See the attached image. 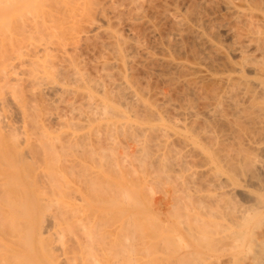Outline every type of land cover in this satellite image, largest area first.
I'll return each instance as SVG.
<instances>
[{"label":"rangeland","instance_id":"374dc122","mask_svg":"<svg viewBox=\"0 0 264 264\" xmlns=\"http://www.w3.org/2000/svg\"><path fill=\"white\" fill-rule=\"evenodd\" d=\"M175 9L181 15V21H174V18H171ZM0 12H3L0 15V36H7L8 38L11 35L10 33L8 35L9 31L12 34L14 33L10 29L15 28L13 31L17 33L24 32V36L20 37L22 45L32 43L36 37L50 42L46 55L39 62L45 64L46 61L48 66L40 70L39 66L38 69L34 66L32 67L31 63L25 61V58L15 60L14 63L17 66L14 69L15 72L12 74L13 78L11 80L15 78L18 81L10 82L0 92V96L6 98V103L4 104L6 109L0 110V120L4 118L6 113L10 114V116H14L12 120L13 122L16 121V123L14 122L15 126L20 127L16 128V134L20 135L18 136L20 143L18 138L17 140L15 139L18 149L22 152L24 151L23 154L26 153L25 155H27L29 151L27 149L30 148L25 146L24 143L26 141L34 143L36 140L35 145L30 144V146L32 145L31 149H36V147L39 149L43 143L48 145V147L43 145L44 150L46 149L47 152L44 154L48 156L47 159L45 158L47 162L44 161L43 165L42 163L35 166L31 165V168L28 169L29 171H25H28L29 175V172H31V176L36 172L35 175H40L37 177L39 179L43 175L40 172L48 173V171L55 170V174L52 175L54 181L52 180L53 183L50 182V184L40 181V178L38 181L39 185L33 180L34 178L36 180L37 175H33L32 180L29 179L30 176L28 175V180L25 179L21 185H18L19 187L17 185L12 186V184L11 188L6 186L12 202L14 201L13 204L10 202L7 206L13 205L11 207L15 208L13 217L22 211L21 209L25 207V204L26 207L31 209L34 205L32 200L35 199V206L33 207L36 208V211L41 210L40 214L42 216L38 213L40 211L37 212L38 214L35 210L33 211L34 208L30 212L33 211L32 214L36 213L35 215L33 214L36 221L37 219L40 220V218L43 220L44 215L46 216L44 220L47 218L51 220V217L52 223L53 220H56L53 223L56 226L55 230L47 219L50 222V226L54 229L52 234L55 237L50 238L54 236L50 233V231L52 232L50 229L47 235L50 234L52 236L49 235L46 239H52L50 244L54 245L58 255L61 251L59 248L58 252L57 247H63L61 249L63 254L68 253L67 255L70 259L63 255V257L59 256V258L60 260L61 258L67 259L70 264H92L93 259H96L93 264L262 263L260 260L263 261L264 259V136H262L264 135V124H262L264 120L260 122L262 125H257L262 127L256 126L257 132L258 130L260 131V128H263L260 135L259 132H254L253 135L249 134L246 122H241V125L236 124V116L233 110L236 105L233 106L232 100H236L237 97L240 98V106L248 109L247 111L249 112H252L253 108L256 109L255 106H264V0H0ZM35 19H39V21L43 19L44 22H40L39 31L33 32V37L30 38L29 33L23 27V23L25 25L31 24ZM19 25H22L20 29L22 27L24 29L21 32L16 31V29H19ZM97 27L98 30H95ZM229 31L230 33H228ZM116 38H119V41L120 39L122 40L124 45H121L124 51L130 52L129 54L123 52L124 58L123 54L122 57L119 55L122 52L115 51ZM240 43L244 46V50H248V52L243 50L245 58H242L237 52V48L242 47ZM6 45L7 47L10 46L8 43ZM236 45L238 47H234ZM123 48L121 47V49ZM250 56L253 58V63L250 61ZM242 63L246 65H243V67L241 66ZM100 65L104 67L102 68ZM74 67L78 69L75 74L72 73L75 70ZM239 68L243 70L241 71ZM44 70L46 71L45 73ZM82 72L84 76L81 75ZM243 77L247 79L248 85H246ZM91 79H95V83ZM238 80L243 81L245 86L239 87L242 84H240V81L238 84ZM236 82L237 84H235ZM49 85L54 87L50 89L48 88ZM118 85L121 86V89H118L120 88ZM135 88H137V91ZM110 89L116 90L112 91ZM249 89L251 90L249 91ZM121 92L124 93L121 95ZM219 93L224 98L220 99L222 103L219 102L220 104H217L219 100L217 101L216 99L220 98L219 95L217 97ZM117 94L125 95V97L120 96L121 98H119ZM131 94H134V97ZM233 95L235 99L234 97L232 99ZM110 97L113 105L110 103ZM203 97L206 98L203 99ZM212 98L216 101L214 102ZM101 99L103 101L109 99L110 102L107 101L108 103L106 102V104L112 106L115 111L117 109V112L113 111V113L110 112V114L104 115L102 105L105 102L102 103ZM129 99L131 106L134 108L127 104ZM139 99L144 104L137 101ZM186 99L189 101L185 102ZM134 100L140 107L144 105L148 109L144 106L141 107L143 110L140 109L139 106H136L137 103L133 102ZM132 103L136 104L133 105ZM25 104L29 106V109H27L28 106L26 107L28 111L32 108L30 110L32 112H29L32 116L27 112V119L23 117V111H21L22 108L25 110ZM214 104H217L216 107L219 105L220 108L223 106V110L221 109L222 115L210 112L211 107L213 106L214 108ZM149 109L152 114L154 113V116L151 115L154 119H151L152 117L149 119L148 115L146 116L147 113L150 116L151 112ZM87 110H90L89 113ZM100 110L102 112H99ZM147 110L148 112L144 113ZM188 111L189 113L191 111L192 114H187ZM86 112L88 115H86ZM96 112L98 113L96 114ZM133 112H137V114ZM200 112L202 115L199 114ZM195 113H197L196 119H194ZM190 115H193V119ZM190 117L193 121H190ZM201 119L204 122L208 121L210 125L206 126V123L202 122ZM127 124L129 125L126 126ZM152 125L158 130V135L155 134L156 137L153 135L156 129L153 131ZM204 126L206 127L204 128ZM193 127H195V131L192 129ZM126 128L130 129L129 133ZM140 129L142 130L140 131ZM184 129L186 130L184 131ZM159 130L164 136L159 134L161 133ZM6 134L0 131L1 143L3 139H6H2L1 135ZM211 134L214 135L211 136ZM255 134H257L256 140H254ZM39 135L43 136L42 138L44 139H40ZM69 138L72 139L71 142L74 144L68 140ZM64 140H67L68 143ZM258 140H263V143ZM21 141H24L23 145ZM61 141H63V145H61ZM254 141L256 144L253 143ZM56 143L57 145H55ZM79 143L87 146H83L85 149L80 147L79 149L77 147ZM51 146H53L54 151ZM259 146H261V149L259 148L261 151H258ZM249 149L252 150L255 158L253 154L251 155V151H247ZM100 150L102 151L100 152ZM249 152H251L250 155ZM62 154L64 155L62 156ZM237 154L239 155L237 159H240L241 156L243 159L244 155H249V157L244 159L250 160V162H253L254 167L258 168L256 170L254 168L253 172L251 170L247 171V169L244 171L242 167L240 169L236 168L237 170L235 171V166L237 167L238 165L240 167L243 163H239L240 166L235 164L241 161V159L238 161L235 158ZM62 157L64 160L61 159ZM105 158L108 159L106 160ZM254 159L258 160V162L255 161L256 164ZM108 160H110L107 164L109 166L106 165ZM53 161L54 163L56 162V165ZM70 161H73L72 163L77 161L78 163H76L77 165L74 163V170L73 167L70 168L71 164L68 163ZM59 162L60 164H65L64 162H66L69 167L67 164L65 166L59 165ZM111 162H113L114 166ZM45 163L47 167H51L47 169ZM169 164L174 166V168ZM58 165L63 168H58ZM56 166L58 170H61V172L59 171L60 173ZM65 167L70 169L65 170ZM35 169L38 170L35 171ZM63 172H66L65 175ZM69 173L70 176H68ZM92 173H94L95 177L91 175ZM168 175L169 178L167 180ZM86 181L87 183H85ZM43 182L46 184L45 187ZM55 186L57 187L55 188ZM99 186L100 188H97ZM124 188L127 189L125 190ZM192 189L193 193L191 194ZM11 190L12 193L10 192ZM22 190L25 191L23 192ZM13 191L16 192L14 193ZM72 191L74 192L72 193ZM133 194L136 200L132 198ZM109 195L113 197V200H110L112 202L109 201L111 198ZM189 195H191L190 199L194 204H190ZM121 199L122 202L120 201ZM133 199L135 202H133ZM184 199H187V202ZM160 200L164 204L160 205L157 210ZM18 201L24 203H21V209L17 207L20 204ZM113 201H115V204ZM109 203L112 206H109ZM186 203H188V206H186ZM132 204L134 206H131ZM185 206L190 210L187 211ZM6 210L7 216L8 213L13 214L12 209L10 211L6 208ZM171 212H173V215ZM178 213L180 215L177 216ZM32 214L30 213L29 215L32 217ZM149 214L151 216L157 215L155 223H153L154 219ZM30 216L29 219L33 223L34 219L32 220ZM195 216H197L198 223H195ZM182 217L185 219H182ZM29 219L28 222H30ZM177 219L179 220L177 221ZM180 219L187 224L189 223L190 226L194 224V228L198 229L197 231L194 229L195 235L197 232L195 236L197 239L190 246L192 249L186 246H184L186 247L184 249L180 244L177 245L178 240L174 238L176 237V232L180 231L182 234L185 232L181 231V225L186 223L180 225L178 223L181 222ZM133 221L135 223H132ZM80 225H85V229L83 230ZM127 225L130 226L127 227ZM61 230L64 232L63 235H61ZM202 230L203 232L206 230L205 233L207 235L205 237L199 232H202ZM154 231L156 233H153ZM54 232L58 233L57 237ZM88 232L90 234L92 232V235H97L94 241L89 238ZM157 236L160 240L162 239L161 242L155 241ZM72 237L74 239H71ZM184 237L189 243L191 242L190 236L185 234ZM75 238L76 241L81 238L79 240L81 242L78 244ZM71 240H73L72 243ZM163 240L166 241H164L167 243L166 246ZM77 245L80 247L78 248ZM122 245H125V248ZM126 248L128 250H124ZM65 250L66 252L64 253ZM262 252L263 254H261ZM40 254L42 255V253ZM121 254L126 256H123V258ZM243 254L244 256H242ZM88 258L92 260L88 261L90 260ZM110 260L112 261L111 263ZM61 262H64V260ZM61 264H67L66 260L65 263Z\"/></svg>","mask_w":264,"mask_h":264},{"label":"bare ground","instance_id":"6f19581e","mask_svg":"<svg viewBox=\"0 0 264 264\" xmlns=\"http://www.w3.org/2000/svg\"><path fill=\"white\" fill-rule=\"evenodd\" d=\"M229 1V0H228ZM248 1V0H247ZM225 3H226V1H225ZM233 6V5H232ZM192 9V8H191ZM202 9V8H201ZM178 10V9H177ZM234 10H235V8H234ZM237 11V10H236ZM3 13V12H2ZM1 12H0V15L2 14ZM181 13V12H180ZM240 13V12H239ZM168 14H171V13H168ZM235 15V14H234ZM180 14L176 11V9H175V11H173L172 12V19L175 21V20H178V21H181L182 19H180ZM241 17V16H240ZM234 18V17H233ZM242 18V17H241ZM244 18V17H243ZM235 19V18H234ZM239 19V18H238ZM184 21V20H183ZM242 21V20H241ZM43 23L44 22V20L42 19V20H40L39 21V19H35L31 24H27V25H25V23H23V27L26 29V31L29 33V36H30V38H32L33 37V32H38L39 31V29H40V25H41V23ZM180 23H182V22H180ZM179 23V24H180ZM25 25V26H24ZM178 25V24H177ZM177 25H175V26H177ZM22 25H19L18 26V28L19 29H16V31H19V32H21V30H24L23 29V27L20 29V27H21ZM183 26V25H182ZM99 27V26H98ZM98 27H97V29H95V30H98ZM16 28H17V26H16ZM95 28V27H94ZM15 28H13V29H10L12 32H14L13 34L9 31L8 32V35H9V33L11 34L10 36H8V38H7V36H0V37H2V38H0V92H1V90H4L3 88L5 87L6 88V86H8L9 85V83L11 82L12 83V81H14L15 80V78H14V80H11L12 78H13V76H12V74L15 72V67L17 66L15 63H14V61L15 60H21L22 58L24 59L25 58V61H28L29 63H31L30 65H32V67L34 66V67H36V69H38V66H39V68H40V70H42V68H45V67H47L48 66V64H47V62L45 61V64H43V63H39L40 61H41V58L44 56V55H46V52L48 51V49H49V47H50V42L49 41H47V40H45V39H43V38H35V41H33L32 43H28V44H26V45H22L21 44V41L22 40H20V37H23L24 36V32L22 31V33H17V32H15V31H13ZM177 29V28H176ZM177 31V30H176ZM180 33V32H179ZM178 33V34H179ZM226 33V32H225ZM228 33H230V31L228 32ZM228 33H227V35H228ZM239 33H240V31H239ZM252 34V33H251ZM257 34V33H256ZM136 35V34H135ZM230 36H233V35H231V34H229ZM239 35V34H238ZM253 36V35H252ZM256 36H258V35H256ZM123 37V36H122ZM121 37V38H122ZM259 38V37H258ZM123 39V38H122ZM234 39V38H233ZM261 39V38H260ZM42 40V41H41ZM116 40V46L115 45H113V46H115V51H117L118 50V52L119 53H121V54H119L118 52V54L122 57V54L124 55V53H128V52H125L124 51V48H123V46L121 45V44H123L122 43V40L120 39V41H119V38H116L115 39ZM169 41V40H168ZM247 41V40H246ZM262 41V40H261ZM231 42H232V40H231ZM236 42V41H235ZM6 43H8L10 46L9 47H7V45H6ZM113 43V42H112ZM246 43V42H245ZM245 43H244V45H245ZM238 44V43H237ZM124 45V44H123ZM127 45V44H126ZM232 45H234V44H232ZM240 45L242 46V44L240 43ZM239 45V46H240ZM121 47L123 48V49H121ZM234 47H238V45H236V46H234ZM114 48V47H113ZM244 48V46H242V47H238L237 48V52L239 53V55H241V57L242 58H245V53H244V51L246 52H248V50L246 49V50H244L243 49ZM128 49V48H127ZM236 49V48H235ZM123 50V51H122ZM244 50V51H243ZM124 52V53H123ZM235 52V51H234ZM130 53V52H129ZM128 53V54H129ZM128 54H126L127 56H128ZM246 54H248V53H246ZM249 54H251L250 52H249ZM248 54V55H249ZM125 57V55L123 56V58ZM133 58V57H132ZM248 58H249V56H248ZM250 58H251V60L250 61H252V63H253V58L250 56ZM118 59H120V58H118ZM126 59V58H125ZM258 60V59H257ZM242 61H244L243 59H242ZM249 61V62H250ZM65 63V62H64ZM101 63L103 64V62L101 61ZM124 63V62H123ZM244 63V62H243ZM241 64V66H243L244 64ZM246 63V62H245ZM129 65V64H128ZM246 65V64H245ZM244 65V66H245ZM101 66V65H100ZM240 66V67H241ZM243 66V67H244ZM102 67V66H101ZM104 67V66H103ZM102 67V68H103ZM75 68V70H73L72 71V73H77L78 71V69L76 68V67H74ZM73 68V69H74ZM81 68V67H80ZM106 68V67H105ZM62 69V68H61ZM67 69V68H66ZM70 69V68H69ZM240 69V68H239ZM239 69H238V71H239ZM72 70V69H71ZM82 70V69H81ZM102 70V69H101ZM241 70V69H240ZM243 70V69H242ZM241 70V71H242ZM254 70V69H253ZM63 71H64V69H63ZM84 71V70H83ZM46 71L44 70V73H45ZM106 72H107V70H106ZM65 73H66V70H65ZM68 73V72H67ZM70 73V72H69ZM101 73H103V72H101ZM82 76H84V74H83V72H82V74H81ZM68 76V75H67ZM66 76V77H67ZM20 78V77H19ZM83 78V77H82ZM86 78V77H85ZM239 78H241V77H239ZM21 79V78H20ZM76 79V78H75ZM11 80V81H10ZM92 81H93V83H95V79L93 80V79H91ZM233 80V79H232ZM243 80H247V79H245L244 77H243ZM15 81H18V79L17 80H15ZM100 81H101V79H100ZM188 81V80H187ZM186 81V82H187ZM219 81V80H218ZM239 81L240 80H238V84H239ZM113 82H114V80H113ZM233 82V81H232ZM243 81H240V84H242V85H240L239 87H244L245 85H244V82L242 83ZM52 83V82H51ZM84 83V82H83ZM99 83V82H98ZM102 83V82H101ZM192 83V82H191ZM261 83V82H260ZM46 84V83H45ZM48 84V83H47ZM50 84V83H49ZM52 84H54V83H52ZM97 84V83H96ZM195 84V83H194ZM235 84H237V82L235 83ZM15 85V84H14ZM94 85V84H93ZM98 85V84H97ZM96 85V86H97ZM103 85V84H102ZM191 85V84H190ZM246 85H248L247 84V81H246ZM11 86V85H10ZM99 86V85H98ZM97 86V87H98ZM104 86V85H103ZM106 86V85H105ZM132 86H133V84H132ZM131 86V87H132ZM187 86V85H186ZM189 86V85H188ZM234 86V85H233ZM238 86V85H237ZM54 87V86H53ZM53 87H50V85H49V87L48 88H53ZM68 87V86H67ZM89 87V86H88ZM106 87H108V86H106ZM105 87V88H106ZM111 87V86H110ZM118 87H120V88H118V89H121V86H119L118 85ZM127 87H129V86H127ZM126 87V88H127ZM229 87V86H228ZM227 87V88H228ZM263 87V86H262ZM103 88V87H102ZM130 88V87H129ZM222 88V87H221ZM71 89V88H70ZM95 89V88H94ZM99 89V88H98ZM122 89H124V88H122ZM137 88H135V90H136ZM260 89V88H259ZM264 89V88H263ZM102 90V89H101ZM110 90H112V89H110ZM109 90V91H110ZM113 90H116V89H113ZM112 90V91H113ZM131 90V89H130ZM186 90V89H185ZM196 90V89H195ZM246 90H248V89H246ZM251 89H249V91H250ZM132 91V90H131ZM131 91H130V93H131ZM134 91V90H133ZM137 91V90H136ZM135 91V92H136ZM139 91V90H138ZM260 91V90H259ZM258 91V92H259ZM101 92V91H100ZM216 92V91H215ZM214 92V93H215ZM226 92V91H225ZM110 93H112V92H110ZM116 93V92H115ZM124 92H121V95L123 94ZM128 93V92H127ZM127 93H126V95H127ZM134 93V92H133ZM185 93V92H184ZM193 93V92H192ZM198 93V92H197ZM218 93V92H217ZM220 93H222V92H220ZM220 93L219 94H217V97H218V95H219V99H216L218 102H217V104H220L219 102H221L222 103V101H220V99L221 98H224V96H220ZM224 93V92H223ZM222 93V94H223ZM257 93V92H256ZM3 94V93H2ZM93 94V93H92ZM120 94V93H119ZM119 94H117V96L119 95ZM129 94V93H128ZM209 94H210V92H209ZM245 94V93H244ZM264 94V93H263ZM0 95H1V93H0ZM6 95V94H5ZM106 95V94H105ZM121 95H119V98H121V97H125V95H123V96H121ZM132 95V94H131ZM138 95H139V93H138ZM186 95V94H185ZM196 95V94H195ZM225 95V94H224ZM252 95V94H251ZM259 95V94H258ZM121 96V97H120ZM127 96H129V95H127ZM133 97H134V94L132 95ZM131 96V97H132ZM197 96V95H196ZM203 96V95H202ZM214 96V95H213ZM212 96V97H213ZM216 96V95H215ZM230 96V95H229ZM260 96V95H259ZM32 98H33V96H31ZM105 97H107V96H105ZM140 97V96H139ZM216 97V98H217ZM233 97H234V95L232 96V99H233ZM104 98V97H103ZM204 98H206V97H203V99ZM229 98V97H228ZM259 98H261V97H259ZM92 99V98H91ZM100 99V98H99ZM107 99V98H106ZM116 99V98H115ZM125 99V98H124ZM142 99V98H141ZM211 99V98H210ZM213 100H214V98H212ZM234 99H235V97H234ZM238 99V100H237ZM237 99L236 100H232V102L234 103V105L233 106H235L236 105V107H235V109H233L234 110V115L236 116V124L237 125H241L240 123L241 122H246L247 124H248V130H249V134H252L253 135V133L254 132H257V127H262V126H257L258 124L260 125L261 123L260 122H262V120H264V106H255L256 107V109L255 108H253V110H252V112H249V111H247L248 109H246V108H243V106H240L241 104H240V98H238L237 97ZM240 99V100H239ZM26 100V99H25ZM102 100V99H101ZM146 100V99H145ZM162 100H163V98H162ZM216 100H214V102L216 101ZM222 100V99H221ZM228 100V99H227ZM248 100V99H247ZM8 101V100H7ZM103 101V100H102ZM107 101H109V99L108 100H106V101H103L102 103H104L103 105H102V111H103V114L104 115H107L108 113L110 114V112H112L113 113V111H115L114 109H112L113 107L112 106H109V105H107L106 104V102ZM111 101V102H110ZM110 103L113 105V103H112V99H111V97H110ZM137 101H140V99L139 100H137ZM187 101H189L188 99H186L185 100V102H187ZM192 101V100H191ZM208 101V100H207ZM224 101V100H223ZM229 101H230V99H229ZM228 101V102H229ZM31 102V101H30ZM126 102V101H125ZM124 102V103H125ZM130 102V99H129V101H128V105L130 106V107H133V106H131V102ZM133 102H136L135 100L133 101ZM141 103L143 102L142 100L140 101ZM139 102V103H140ZM194 102V101H193ZM211 102V101H210ZM6 103V98L5 97H1L0 96V110L1 111H3L4 109H6V108H4V104ZM21 103V102H20ZM108 103V102H107ZM118 103V102H117ZM137 103V102H136ZM135 103V104H136ZM140 103V104H141ZM166 103H168V102H166ZM190 103H192V102H190ZM189 103V104H190ZM208 103V102H207ZM15 104V103H14ZM19 104V103H18ZM27 104V103H26ZM26 104H25V110H23V108H22V110L21 111H23L22 112V115H23V117L25 118L26 117V119H27V115H28V113L29 112H32V111H30V110H32V108H30V110L28 111L27 109H29V106L27 107L26 106ZM133 105H135L134 103H132ZM142 104H144V102L142 103ZM141 104V105H142ZM184 104V103H183ZM210 104V103H209ZM216 104V105H217ZM230 104V103H229ZM244 104V103H243ZM253 104V103H252ZM22 105V104H21ZM188 105V104H187ZM193 105H194V103H193ZM215 105V104H214ZM216 105L214 106V108H213V106L211 107V110H210V112H212V113H220L221 115H222V111H221V109L223 110V106H221V108H220V106L218 105L217 107H216ZM258 105V104H257ZM8 106V105H7ZM14 106V105H13ZM23 107H24V105H22ZM21 106V107H22ZM89 106H90V104H89ZM91 106H93V105H91ZM136 106H139V104L137 103V105ZM142 106H144V105H142ZM141 106V107H142ZM195 106V105H194ZM245 106V105H244ZM26 107H27V109H26ZM125 107V106H124ZM140 107V106H139ZM138 107V108H139ZM140 107V109H142ZM145 108L147 107V106H144ZM170 107V106H169ZM184 107H185V105H184ZM184 107H183V109H184ZM188 107H189V105H188ZM196 107V106H195ZM206 107V106H205ZM228 107H229V105H228ZM4 108V109H3ZM93 108V107H92ZM96 108V107H95ZM116 108V107H115ZM134 108V107H133ZM132 108V109H133ZM162 108V107H161ZM164 108V107H163ZM187 108V107H186ZM203 108V107H202ZM201 108V109H202ZM225 108V107H224ZM234 108V107H233ZM248 108V107H247ZM249 108H251V107H249ZM9 109V108H8ZM21 109V108H20ZM88 109H90V108H88ZM147 109H148V107H147ZM151 109V108H150ZM150 109H149V111H150ZM192 109V108H191ZM227 109V108H226ZM94 110V109H93ZM139 110V109H138ZM143 110V109H142ZM185 110V109H184ZM187 110H188V108H187ZM186 110V111H187ZM189 110H190V108H189ZM230 110V109H229ZM88 111V110H87ZM90 111V110H89ZM89 111H88V113H89ZM91 111H92V109H91ZM101 110L99 111V112H102ZM134 111H136V110H134ZM145 111V110H144ZM247 111V112H246ZM28 112V113H27ZM115 112H117V109H116V111ZM129 112V111H128ZM142 112V111H141ZM140 112V113H141ZM148 112V110L146 111V112H144V113H147ZM151 113H150V116H149V113H147L146 114V116L150 119V117H152L151 119H154L153 118V114H152V111H150ZM155 112V111H154ZM194 112V111H193ZM196 112V111H195ZM198 112V111H197ZM83 113H84V111H83ZM87 113V112H86ZM88 113L86 114V115H88ZM91 113V112H90ZM98 112H96V114H97ZM120 113H121V111H120ZM133 113H135V112H133ZM189 113V111L187 112V114ZM203 113V112H202ZM30 115H31V113H29ZM100 114H102V113H100ZM102 114V115H103ZM116 114V113H115ZM119 114V113H118ZM117 114V115H118ZM122 114V113H121ZM126 114V113H125ZM135 114H137V112L135 113ZM134 114V115H135ZM189 114H192V112L190 111V113ZM197 113H195V117H194V119H196V117H197V115H196ZM199 114H201V112L199 113ZM206 114V113H205ZM18 115V114H17ZM89 115H91V114H89ZM116 115V116H117ZM133 115V116H134ZM151 115H153V116H151ZM202 115V114H201ZM206 115H208V114H206ZM19 116V115H18ZM32 116V115H31ZM34 116V115H33ZM111 116V115H110ZM120 116V115H119ZM124 116V115H123ZM138 116V115H137ZM158 116V115H157ZM190 116H192V119H193V115H190ZM200 116V115H199ZM209 116V115H208ZM208 116H207V118H208ZM1 117V116H0ZM3 117V116H2ZM14 116H10V114H5L4 115V118H2L1 120H0V131H2L4 134L5 133H7L6 135H7V137H5L6 135H1L2 137V139L3 138H6L4 141L2 140V143L0 142V145H1V148H0V264H61V263H65V260H66V263L67 264H70V263H68L69 261L67 260V259H65V258H61V260H60V258H59V256H61V257H63V256H66V258H68V253L66 254L65 252H66V250L64 251V253L66 254H63V251L61 250L62 248L60 247V246H58L57 247V251L59 252V248H60V251L62 252V254H61V252H60V254L58 255V253H56V250H55V247H54V245H51L50 243H52V239H50V238H54L55 237V235L54 234H52L53 233V230L56 228V226H54L53 225V223H54V221H56V220H53V223H52V217H51V220L50 219H48L50 222H51V224H52V226H54V229H53V227L52 226H50V222H48V220L46 219V220H44L45 219V215L43 216L44 217V219L43 220H41V218H40V220H38L37 219V221L34 219V215L38 212V211H40V212H38L39 214L41 213V210H38V211H36L35 209L36 208H34L33 206H35V203H34V200H32L33 202V206L31 207V205H30V207H31V209H29L28 207H26V204H25V207H23L22 209H21V203H22V201L20 202V201H18V203L20 202V204H19V206L17 205V207L19 208V209H21L22 211V213L20 212V210H19V212L21 213H18L17 215H15L14 217H13V215L15 214L14 212H13V210L15 209L14 207H11V206H13V205H10L9 207H10V209H9V207H7L8 206V204L10 203V202H12V200H11V198H10V196H9V193L7 192V190L6 189H8L7 187L9 186L10 188H11V184H12V186L13 185H17V187H19L18 185H21L22 183H23V181L25 180V179H27V178H29V176H30V178L29 179H31L32 180V177H33V175H35V173H33V175L31 176V172H29L30 173V175L28 174V169L29 168H31V165L32 166H35V165H39L40 163H42V165H43V163H44V161H46L47 162V160H45V158L47 159V157L48 156H46L45 154L47 153L46 152V149L44 150V148H43V145H45L44 143H43V145H41L42 147H40L41 148V150H40V148L38 149V147H36V149H31L32 148V145L30 146V144H34V143H36L35 141H34V143H28L29 141H26L27 142V144H29V146H27V144H26V142L24 143V141H21V144L23 145V143L25 144V146L26 147H28V148H30V149H27L26 147V149H27V155H25V154H23L24 153V151L22 152L21 150H19L18 149V147H17V138L19 139V137L18 136H20V135H17L16 134V128H20V127H16L15 125V123H16V121H14L13 122V120L12 119H14L13 118ZM91 117V116H90ZM93 117V116H92ZM108 117V116H107ZM107 117H104V118H107ZM134 117H136V116H134ZM145 117V116H144ZM186 117V116H185ZM202 117V116H201ZM200 117V118H201ZM219 117V116H218ZM16 118V117H15ZM21 118V120H22V116L20 117ZM23 118V119H24ZM95 118V117H94ZM120 118V117H119ZM137 118V117H136ZM146 118V117H145ZM163 118V117H162ZM174 118V117H173ZM187 118V117H186ZM189 118V117H188ZM205 118V117H204ZM212 118H213V116H212ZM18 119V118H17ZM31 119H34V118H31ZM36 119V118H35ZM34 119V120H35ZM108 119H109V117H108ZM142 119V118H141ZM185 119V118H184ZM191 119V117H190V121L192 120ZM210 119V118H209ZM216 119H218V118H216ZM33 120V121H34ZM188 120V119H187ZM197 120H199V119H197ZM197 120H195V121H197ZM215 120V119H214ZM219 120V119H218ZM217 120V121H218ZM2 121V122H1ZM193 121V120H192ZM201 121H202V119H201ZM205 121H207V120H205ZM222 121V120H221ZM221 121H219V122H221ZM233 121H235V120H233ZM25 122V121H24ZM23 122V123H24ZM36 122V121H35ZM142 122V121H141ZM173 122V121H172ZM185 122H187V121H185ZM198 122V121H197ZM202 122H204V121H202ZM211 122V121H210ZM126 123H128V122H126ZM204 123H206V126L208 125H210L209 124V122L207 121V122H204ZM212 123V122H211ZM215 123V122H214ZM222 123V122H221ZM20 124V123H19ZM183 124V123H182ZM262 124H264V123H262ZM261 124V125H262ZM129 124H127L126 126H128ZM130 125H131V123H130ZM136 125V124H135ZM192 125H193V123H192ZM203 125V124H202ZM225 125V124H224ZM234 125V124H233ZM33 126V125H32ZM36 126V125H35ZM195 126V125H194ZM198 126H200V125H198ZM197 126V127H198ZM206 126H204V128L206 127ZM221 126H222V124H221ZM257 126V127H256ZM23 127V126H22ZM136 127H139V126H136ZM152 127H153V131H155V129H156V132H148L149 134L150 133H152L154 136H155V134H157L158 132V130H157V128L155 127L154 128V126L152 125ZM175 127V126H174ZM178 127V126H177ZM186 127H188V126H186ZM190 127V126H189ZM196 127V128H197ZM201 127V126H200ZM263 127H264V125H263ZM25 128V127H24ZM32 128V127H31ZM116 128H118V127H116ZM120 128V127H119ZM129 128H131V127H129ZM142 128V127H141ZM27 129H29V128H27ZM33 129V128H32ZM125 129V128H124ZM127 129V128H126ZM133 130L135 129V128H132ZM131 129V130H132ZM144 129L146 130V128L144 127ZM161 129H162V127H161ZM192 129H194V131H195V127H193ZM212 129V128H211ZM259 129V128H258ZM263 130V128H260V131L258 130V132H259V135L261 134L260 132ZM18 130V129H17ZM24 131H25V129H23ZM123 130V129H122ZM128 130V129H127ZM130 130V129H129ZM129 130H128V133H129ZM133 130L131 131L132 133H133ZM136 130V129H135ZM142 129H140V131H141ZM148 130V129H147ZM186 129H184V131H185ZM198 130H199V128H198ZM197 130V131H198ZM220 130H221V128H220ZM229 130V129H228ZM238 130V129H237ZM256 130V131H255ZM30 131V130H29ZM116 131V130H115ZM119 131V130H118ZM139 131V130H138ZM138 131H136V132H138ZM148 131H151V130H148ZM160 132H161V130H159ZM169 131V130H168ZM190 131H191V128H190ZM200 131V130H199ZM209 131V130H208ZM213 131V130H212ZM217 131V130H216ZM264 131V130H263ZM117 132V131H116ZM121 132V131H120ZM147 132V131H146ZM257 132V133H258ZM18 133V132H17ZM24 133V132H23ZM26 133H28V132H26ZM31 133V132H30ZM36 133V132H35ZM123 133V132H122ZM139 133V132H138ZM143 133V132H142ZM142 133H141V135H142ZM188 133H189V131H188ZM192 133V132H191ZM195 133V132H194ZM236 133V132H235ZM242 133H243V131H242ZM136 135H137V133H135ZM160 135L162 134V136H164L163 135V133L161 132V133H159ZM203 134V133H202ZM201 134V135H202ZM215 134V133H214ZM214 134H211V136L212 135H214ZM239 134V133H238ZM29 135V134H28ZM27 135V136H28ZM36 135H38V134H36ZM130 135H131V133H130ZM133 135V134H132ZM158 135V134H157ZM159 135V136H160ZM167 135V134H166ZM251 135V136H252ZM256 135L257 134H255V136H254V138L256 137ZM17 136V137H16ZM22 136V135H21ZM71 136V135H70ZM79 136V135H78ZM82 136V135H81ZM134 136V135H133ZM169 136V135H168ZM210 136V135H209ZM235 136H237L236 134H235ZM262 136H264V135H262ZM24 137V136H23ZM33 137H35V136H33ZM39 137H40V139H44V138H42L40 135H39ZM38 137V138H39ZM135 137V136H134ZM156 137V136H155ZM154 137V138H155ZM166 137V136H165ZM182 137V136H181ZM249 137V136H248ZM8 138V139H7ZM59 138V137H58ZM62 138V137H61ZM64 138V137H63ZM162 138V137H161ZM168 138V137H167ZM179 138V137H178ZM207 138V137H206ZM236 138V137H235ZM252 138V137H251ZM250 138V139H251ZM253 138V139H254ZM257 138H259V137H257ZM16 139V140H15ZM23 139V138H22ZM60 139V138H59ZM72 139H73V137H72ZM72 139L71 138H69L68 140H70V142L72 141ZM166 139V138H165ZM187 139V138H186ZM216 139V138H215ZM261 139H263V138H261ZM9 140H11V141H9ZM24 140H25V137H24ZM26 140H29V139H26ZM37 140H39V139H37ZM74 140V139H73ZM75 140H76V138H75ZM78 140H79V138H78ZM80 140H81V137H80ZM160 140H162V139H160ZM188 140V139H187ZM219 140H220V138H219ZM254 140H256V138L254 139ZM264 140V139H263ZM263 140H258V141H263ZM5 141H7V142H5ZM9 141V142H8ZM19 141V143H20V139L18 140ZM44 141V140H43ZM58 141H60V140H58ZM64 141H66L67 143H68V141L67 140H64ZM86 141V140H85ZM31 142V141H30ZM33 142V141H32ZM41 142V141H40ZM51 142H53V141H51ZM69 142V143H70ZM169 142V141H168ZM189 142H191V141H189ZM264 142V141H263ZM262 142V143H263ZM38 143V142H37ZM63 143V141H61V145H63L62 144ZM71 143H73V142H71ZM77 143V142H76ZM84 143V142H83ZM240 143V142H239ZM253 143H255V141L253 142ZM39 144V143H38ZM37 144V145H38ZM53 144V143H52ZM74 144V143H73ZM80 144H81V146H80ZM156 144V143H155ZM177 144V143H176ZM256 144V143H255ZM264 144V143H263ZM18 145H20V144H18ZM22 145H20V146H22ZM35 145V144H34ZM36 145V146H37ZM40 145V144H39ZM38 145V146H39ZM55 145H57V143L55 144ZM168 145V144H167ZM45 146H47L48 147V145L46 144ZM54 146V145H53ZM53 146H51V148H53ZM85 146H87V145H83L82 143H79L78 144V148L80 147V148H84ZM98 146V145H97ZM149 146V145H148ZM148 146H147V148H148ZM158 146V145H157ZM177 146H179V145H177ZM182 146V145H181ZM200 146V145H199ZM263 146V145H262ZM59 147V146H58ZM150 147V146H149ZM162 147V146H161ZM169 147H170V145H169ZM171 147H172V145H171ZM180 147V146H179ZM179 147H177V148H179ZM183 147V146H182ZM186 147V146H185ZM261 146H259L258 147V151H261V150H259V148H260ZM22 148V147H21ZM46 148V147H45ZM79 148V149H80ZM92 148V147H91ZM151 148V147H150ZM155 148V147H154ZM175 148V147H174ZM173 148V149H174ZM57 149V148H56ZM59 149H61L60 147H59ZM85 149V148H84ZM170 149V148H169ZM184 149V148H183ZM261 149V148H260ZM62 150V149H61ZM63 150H64V148H63ZM66 150V149H65ZM106 150V149H105ZM172 150V149H171ZM170 150V151H171ZM178 150V149H177ZM218 150V149H217ZM45 151V152H44ZM50 151H51V149H50ZM53 151H54V148H53ZM59 151V150H58ZM68 151H70L69 149H68ZM102 150H100V152H101ZM104 151V150H103ZM107 151V150H106ZM162 151V150H161ZM160 151V152H161ZM176 151V150H175ZM180 151V150H179ZM245 151V150H244ZM247 151H251L252 152V150H247ZM80 152H81V150H80ZM108 152V151H107ZM158 152V151H157ZM251 152H249V155H250V153ZM45 153V154H44ZM60 153V152H59ZM65 153H66V151H65ZM68 153V152H67ZM77 154H79L78 152H76ZM82 153V152H81ZM109 153H110V151H109ZM167 153V152H166ZM69 154H70V152H69ZM234 154V153H233ZM240 154V153H239ZM253 154V156H254V153L252 152L251 153V155ZM49 155H50V153H49ZM53 155V154H52ZM55 155V154H54ZM64 154H62V156H63ZM104 155V154H103ZM154 155V154H153ZM192 155V154H191ZM236 155V154H235ZM234 155V156H235ZM242 155H244V154H242ZM249 155L248 156H243V159H242V156L240 157V159H241V161L240 162H237V163H235L236 165L237 164H239V163H242L241 164V166H240V164H239V166L240 167H238V165H237V167L235 166V171L237 170L236 168H238V169H240L241 167L242 168H244V171H245V169H247V171L248 170H251L252 172H253V170H254V164H253V162H250V160H245L246 158L245 157H249ZM256 155V154H255ZM61 156V155H60ZM80 156V155H79ZM108 156V155H107ZM150 156V155H149ZM189 156V155H188ZM239 155L237 154V156L235 157L236 159H237V157H238ZM74 157V156H73ZM72 157V158H73ZM105 157V156H104ZM169 157V156H168ZM251 158H253L252 156H250ZM257 157V156H256ZM67 158V157H66ZM70 158V157H69ZM75 158V157H74ZM77 158V157H76ZM81 158H83V157H81ZM178 158V157H177ZM180 158V157H179ZM245 158V159H244ZM254 158H255V156H254ZM55 159V158H54ZM59 159V158H58ZM61 159H63V157L61 158ZM104 159V158H103ZM106 159V158H105ZM108 159V158H107ZM106 159V160H107ZM152 159V158H151ZM224 159V158H223ZM226 159V158H225ZM235 159V161H239L240 159H237L236 160ZM257 159V158H256ZM48 160H50L49 158H48ZM51 160H53L52 158H51ZM64 160V159H63ZM68 160V159H67ZM84 160V159H83ZM165 160V159H164ZM170 160V159H169ZM177 160V159H176ZM179 160V159H178ZM252 161H253V159H251ZM61 161V160H60ZM78 161V160H77ZM77 161L75 162L74 161V163L76 164L77 163ZM109 161L110 160H108V161H106V165L109 163ZM113 161V160H112ZM167 161V160H166ZM173 161H175L174 159H173ZM231 161H233L232 159H231ZM256 160L254 159V162H255ZM67 162V161H66ZM66 162H64L65 164H67L68 165V163H70L71 165H70V168L71 167H73L75 164L74 163H72L71 161L70 162H68V163H66ZM79 162V161H78ZM83 162V161H82ZM114 162V161H113ZM113 162H111L112 163V165H113ZM226 162V161H225ZM256 162H258V160L256 161ZM256 162H255V164H256ZM53 163H54V161H53ZM56 163V162H55ZM54 163V164H55ZM80 163V162H79ZM168 163V162H167ZM172 163V162H171ZM228 163V162H227ZM65 164H63V163H61L60 164V162H59V165H63V166H65ZM78 164V163H77ZM76 164V165H77ZM176 164V163H175ZM174 164V165H175ZM180 164V163H179ZM231 164V163H230ZM253 164V165H252ZM21 165H22V167H21ZM45 165H46V163H45ZM52 165V164H51ZM56 165V164H55ZM58 165V168H60V167H62V166H59ZM170 166H172L171 164H169ZM181 165V164H180ZM234 165V164H233ZM28 166H30V167H28ZM107 166H109V165H107ZM114 166V165H113ZM163 166H165V165H163ZM188 166H190V165H188ZM244 166V167H243ZM259 166H260V164H259ZM37 167V166H36ZM48 167H51V166H48ZM48 167H47V165H46V168L48 169ZM68 167H69V165H68ZM68 167H65L64 169L66 170V169H70V168H68ZM75 167V166H74ZM74 167H73V170H74ZM77 167V166H76ZM79 167H80V165H79ZM83 167V166H82ZM173 168H174V166H172ZM205 167V166H204ZM251 167V168H250ZM24 168H27V169H24ZM34 168V167H33ZM40 168H42V167H40ZM53 168H54V166H53ZM56 168H57V166H56ZM58 168H57V170H58ZM63 168V167H62ZM98 168V167H97ZM113 168V167H112ZM164 168V167H163ZM203 168V167H202ZM258 168V167H257ZM257 168H255V170L257 169ZM39 169V168H38ZM38 169H35V171L36 170H38ZM51 169V168H50ZM80 169V168H79ZM85 169V168H84ZM109 169V168H108ZM172 169V168H171ZM233 169V168H232ZM263 169V168H262ZM25 170H28V171H25ZM40 170V169H39ZM45 170V169H44ZM81 170H82V168H81ZM113 170H114V168H113ZM164 170V169H163ZM170 170V169H169ZM178 170H180V169H178ZM41 171V170H40ZM45 171H47V170H45ZM61 172V170H58V172ZM91 171V170H90ZM109 171V170H108ZM167 171V170H166ZM185 171V170H184ZM238 171H240V170H238ZM246 171V172H247ZM251 171H249V172H251ZM44 172V171H43ZM50 172V173H49ZM51 172H52V174H51ZM55 170L54 171H48V173L47 172H44V173H42V172H40L41 174H43L41 177H39V179L37 178L38 176H40V175H38V174H36L35 176H36V180H35V178L33 179L34 181H36L37 183H38V181L40 180V178H41V180L40 181H45L47 184L49 183L50 184V182L51 183H53L52 182V180L54 179V177H52V175H54L55 173ZM59 172V173H60ZM73 172V171H72ZM245 172V173H246ZM64 173V172H63ZM62 173V174H63ZM66 173V172H65ZM65 173H64V175H65ZM87 173V172H86ZM88 173H90V172H88ZM165 173V172H164ZM224 173V172H223ZM234 173V172H233ZM57 174V173H56ZM173 174H174V172H173ZM29 175V176H28ZM60 175V174H59ZM58 175V176H59ZM71 175H72V173H71ZM91 175H93L94 177H95V175H94V173H92ZM164 175V174H163ZM248 175V174H247ZM34 176V177H35ZM68 176H70V173H69V175ZM74 176H75V174H74ZM86 176V175H85ZM90 176V175H89ZM167 176V175H166ZM234 176V175H233ZM251 176V175H250ZM56 177H57V175H56ZM55 177V178H56ZM173 177V176H172ZM206 177V176H205ZM247 177V176H246ZM75 178V177H74ZM78 178H80V177H78ZM168 178H169V175H168V177H167V180H168ZM174 178V177H173ZM260 178V177H259ZM38 179V180H37ZM59 179H60V177H59ZM65 179V178H64ZM92 179V178H91ZM99 179H100V177H99ZM107 179V178H106ZM175 179V178H174ZM216 179V178H215ZM28 180V179H27ZM79 180V179H78ZM156 181H157V179H155ZM171 180V179H170ZM54 181V180H53ZM75 181H76V179H75ZM80 181H81V179H80ZM84 181H85V179H84ZM83 181V182H84ZM88 181V180H87ZM87 181L85 182V183H87ZM91 181V180H90ZM93 181V180H92ZM95 181V180H94ZM155 181V182H156ZM30 182V181H29ZM35 182V183H36ZM45 182H43V184L45 183ZM158 182V181H157ZM25 183V182H24ZM92 183V182H91ZM96 183V182H95ZM102 183V182H101ZM159 184H160V182H158ZM39 184V183H38ZM57 184V183H56ZM55 184V185H56ZM89 185H90V183H88ZM98 184V183H97ZM103 184V183H102ZM218 184V183H217ZM25 185V184H24ZM31 185V184H30ZM40 185V184H39ZM42 185V184H41ZM45 185L46 184H44V187H45ZM108 185H109V183H108ZM182 185V184H181ZM186 185V184H185ZM7 186V187H6ZM38 186V185H37ZM92 186V185H91ZM155 186H157V185H155ZM178 186V185H177ZM6 187V188H5ZM36 187V186H35ZM34 187V188H35ZM43 187V188H44ZM57 186H55V188H56ZM106 187V186H105ZM166 187V186H165ZM168 187V186H167ZM194 187V186H193ZM24 188H25V186H24ZM39 188V187H38ZM38 188H37V190H38ZM48 188V187H47ZM46 188V189H47ZM87 188V187H86ZM93 188V187H92ZM96 188V187H95ZM94 188V189H95ZM97 188H100V186L99 187H97ZM190 188V187H189ZM16 189H18V188H16ZM15 189V190H16ZM41 189V188H40ZM49 189V188H48ZM52 189V188H51ZM101 189H103V188H101ZM125 189V188H124ZM127 189V188H126ZM125 189V190H126ZM188 189V188H187ZM195 189V188H194ZM215 189V188H214ZM97 190V189H96ZM103 190H105V189H103ZM165 190V189H164ZM175 190V189H174ZM23 191V190H22ZM25 191V190H24ZM23 191V192H24ZM102 191V190H101ZM123 191V190H122ZM161 191V190H160ZM166 191V190H165ZM164 191V192H165ZM200 191V190H199ZM11 193H12V190L10 191ZM14 193L16 192V191H13ZM22 192V193H23ZM49 192V191H48ZM74 191H72V193H73ZM77 192V191H76ZM167 192V191H166ZM196 192V191H195ZM25 193H27V192H25ZM45 193H46V191H45ZM99 193V192H98ZM107 193V192H106ZM111 193V192H110ZM193 193V189H192V192H191V194ZM132 194V193H131ZM154 194V193H153ZM184 194V193H183ZM195 194H197V193H195ZM195 194H193V195H195ZM28 195H30V194H28ZM69 195V194H68ZM71 195V194H70ZM105 195H107V194H105ZM13 196V195H12ZM65 196H67V195H65ZM75 196V195H74ZM77 196V195H76ZM81 196V195H80ZM110 196V195H109ZM108 196V197H109ZM124 196V195H123ZM131 196V195H130ZM185 196H186V194H185ZM79 197V196H78ZM111 198L109 199V201L110 200H113L112 198V196H110ZM118 197H120V196H118ZM165 197V196H164ZM163 197V198H164ZM14 198H16V197H14ZM19 198V197H18ZM35 198V197H34ZM43 198H45V197H43ZM73 198H75V197H73ZM72 198V199H73ZM79 198H81V197H79ZM132 198H134V194H133V197ZM171 198V197H170ZM188 200H190V204L191 203H193L192 202V200L190 199L191 198V195H189L188 196ZM22 199V198H21ZM69 199H70V196H69ZM83 199V198H82ZM124 199V198H123ZM128 199H129V197H128ZM135 199V198H134ZM133 199V200H134ZM192 199H193V197H192ZM16 200H18V199H16ZM38 200V199H37ZM115 200V199H114ZM124 200H126V199H124ZM132 200V199H131ZM136 200V199H135ZM135 200L133 201V202H135ZM185 200V199H184ZM187 200V199H186ZM185 200V201H186ZM39 201V200H38ZM121 202H122V199L120 200ZM182 201V200H181ZM180 201V202H181ZM14 202V201H13ZM13 202H12V204H13ZM17 202V201H16ZM51 202V201H50ZM56 202H57V200H56ZM69 202V201H68ZM110 202H112V201H110ZM114 202V204H115V201H113ZM129 202V201H128ZM131 202V201H130ZM137 202V201H136ZM160 203H158V207H157V210L159 209V206L161 205L162 206V204H164V202H162L161 200L159 201ZM187 202V201H186ZM189 202V201H188ZM200 202V201H199ZM26 203V202H25ZM29 203H31V202H29ZM29 203H28V205H29ZM38 203V202H37ZM46 203V202H45ZM44 203V204H45ZM61 203V202H60ZM126 203V202H125ZM132 203V202H131ZM179 203V202H178ZM183 203V202H182ZM16 204V203H15ZM15 204H14V206H15ZM22 204H24V203H22ZM48 204H50V203H48ZM47 204V205H48ZM55 204V203H54ZM59 204V203H58ZM76 204V203H75ZM111 203H109V206H112V204L110 205ZM119 204H121L120 202H119ZM124 204V203H123ZM180 204V203H179ZM188 203H186V206H188L187 205ZM190 204H189V206H190ZM194 204V203H193ZM198 204H200V203H198ZM37 205H39V204H37ZM46 205V204H45ZM51 205V204H50ZM126 205V204H125ZM167 205V204H166ZM49 206V205H48ZM57 206V205H56ZM69 206V205H68ZM114 206V205H113ZM131 206H134V204H132ZM175 206H177V205H175ZM179 206V205H178ZM186 206H185V208H186ZM201 206V205H200ZM247 206V205H246ZM8 208V210H10L11 211V209H12V212H13V214L12 213H8V216H7V214H6V212H7V210H6V208ZM37 207V206H36ZM47 207V206H46ZM51 207V206H50ZM62 207V206H61ZM61 207H59V208H61ZM183 207V206H182ZM192 207V206H191ZM203 207V206H202ZM205 207V206H204ZM34 208V209H33ZM40 208V207H39ZM42 208V207H41ZM58 208V209H59ZM161 208V207H160ZM184 208V209H185ZM208 208V207H207ZM33 209V211L35 210L36 211V213H33L32 214V212H30V210H32ZM52 209V208H51ZM177 209V208H176ZM183 209V210H184ZM187 209V208H186ZM174 210H175V208H174ZM188 210H190V209H187V211ZM206 210V209H205ZM16 211V210H15ZM65 211V210H64ZM105 211V210H104ZM109 211V210H108ZM171 211H172V209H171ZM195 211H196V209H195ZM248 211H249V209H248ZM9 212V211H8ZM17 212V211H16ZM110 212V211H109ZM108 212V213H109ZM176 212V211H175ZM177 212H178V210H177ZM180 212V211H179ZM32 214V217L29 215V214ZM37 213V214H38ZM173 212H171V214H172ZM240 213V212H239ZM12 214V215H11ZM169 214H170V212H169ZM184 214H185V212H184ZM192 214V213H191ZM200 214V213H199ZM198 214V215H199ZM10 215V216H9ZM41 215V214H40ZM63 215V214H62ZM131 215V214H130ZM150 215V214H149ZM173 215V214H172ZM178 215H180V213H178L177 214V216ZM222 215V214H221ZM13 218H12V217ZM29 216L32 218V220H33V223H31V219H29ZM42 216V215H41ZM151 216V215H150ZM184 216V215H183ZM186 216H187V214H186ZM185 216V217H186ZM200 216V215H199ZM212 216V215H211ZM219 216V215H218ZM10 217V218H9ZM17 217H19V218H17ZM39 217V216H38ZM42 217V218H43ZM154 220H153V223H155V221H156V219H157V215H155V216H151ZM150 217V218H151ZM176 217V216H175ZM181 217V216H180ZM197 216H195V223H198L197 221H198V219L196 218ZM202 217H203V215H202ZM222 217V216H221ZM220 217V218H221ZM15 218V219H14ZM62 218V217H61ZM174 218V217H173ZM213 218V217H212ZM215 218H217V217H215ZM224 218V217H223ZM28 219H29V221L30 222H28ZM54 219V218H53ZM56 219V218H55ZM182 219H185L184 217H182ZM218 219V218H217ZM179 219H177V221H178ZM181 220V219H180ZM199 220H202V219H199ZM207 220V219H206ZM34 221H36L35 223H34ZM45 221H47L46 223H45ZM58 221V220H57ZM204 222V221H203ZM206 222V221H205ZM218 222V221H217ZM45 223V224H44ZM80 223V222H79ZM78 223V224H79ZM132 223H135L134 221L132 222ZM178 223H180V225L182 224V223H186L184 220H181V222H178ZM128 224V223H127ZM200 224V223H199ZM69 225V224H68ZM194 224H191V226H190V224L188 223H186V224H183V225H181L182 227H181V231H185L184 232V234H182V232H180V231H178V232H176L177 234L175 235L176 237H174V238H177L176 240H178V242H177V245L178 244H180L184 249H186V247L187 248H189L193 243H194V241H195V239H197V237H195L196 235H197V232H196V235H195V228H194V226H193ZM204 225V224H203ZM50 226V228L48 229V227ZM81 226V225H80ZM130 226V225H129ZM128 225H127V227H129ZM197 226V225H196ZM195 226V227H196ZM68 227V226H67ZM82 227V229L84 230L85 229V225H82L81 226ZM201 228H202V226H200ZM220 227V226H219ZM69 228V227H68ZM134 228V227H133ZM197 228V227H196ZM200 228V229H201ZM52 230V232L50 231V233L52 234V235H54V236H52V235H50V234H48L47 235V233L49 232V230ZM135 229V228H134ZM180 229V228H179ZM195 229V230H194ZM204 229V228H203ZM56 230V229H55ZM88 230V229H87ZM198 230V229H197ZM196 230V231H197ZM62 231V230H61ZM90 231V230H89ZM223 231V230H222ZM226 231V230H225ZM58 232H60V231H58ZM71 232V231H70ZM80 232V231H79ZM85 232V231H84ZM87 232V231H86ZM201 234H202V236L204 235V237L207 235V233H205L206 232V230H205V232H203V230H202V232L201 231H199ZM208 232V231H207ZM219 232V231H218ZM217 232V233H218ZM55 233V232H54ZM89 233V238H91V239H93V241H94V239L97 237V235L95 236V235H92V232H91V234H90V232H88ZM87 233V234H88ZM153 233H156L155 231L153 232ZM181 233V234H180ZM227 233V232H226ZM225 233V234H226ZM46 234V235H45ZM56 234V233H55ZM59 234H61V233H59ZM64 234V232L62 231V234L61 235H63ZM93 234H94V232H93ZM129 234V233H128ZM127 234V235H128ZM185 234H187L188 236H190L191 237V244L188 242V240H186V238L184 237L185 236ZM45 235V236H44ZM49 235L50 236H52V237H50V238H48V239H46L47 237H49ZM57 235H58V233L56 234V237H57ZM77 235V234H76ZM94 236V237H92V236ZM105 235V234H104ZM126 235V234H125ZM131 235H132V233H131ZM184 235V236H183ZM214 235H215V233H214ZM73 236V235H72ZM87 236V235H86ZM163 236V235H162ZM165 236V235H164ZM229 236V235H228ZM61 237H63V236H61ZM83 237V236H82ZM204 237H202V238H204ZM223 237V236H222ZM77 239H78V237H76ZM76 238H75V241H76ZM162 238V237H161ZM173 238V237H172ZM207 238H208V236H207ZM211 238V237H210ZM215 238V237H214ZM218 238V237H217ZM216 238V239H217ZM220 238V237H219ZM226 238V237H225ZM230 238V237H229ZM71 239H74L73 237L71 238ZM81 238H79V240H80ZM102 239V238H101ZM155 239H157V240H155L156 242H161V240L158 238V236H157V238H155ZM213 239V238H212ZM253 239V238H252ZM55 240V239H54ZM79 240H77L76 242L79 244L81 241H79ZM130 240V239H129ZM166 240V239H165ZM165 240H163V242L165 241ZM203 241H204V239H202ZM211 240V239H210ZM222 240V239H221ZM257 240V239H256ZM49 241H51V242H49ZM72 241L73 240H71V243H72ZM75 241H74V243H75ZM79 241V242H78ZM198 241V240H197ZM201 241V240H200ZM225 241V240H224ZM249 241V240H248ZM253 241V240H252ZM166 242V241H165ZM164 242V243H165ZM167 242H169V241H167ZM234 242V241H233ZM77 243H75V244H77ZM97 243V242H96ZM122 243V242H121ZM128 243H130L129 241H128ZM134 243V242H133ZM164 243H162V244H164ZM169 243H171V242H169ZM200 243V242H199ZM210 243H211V241H210ZM235 243V242H234ZM53 244H54V242H53ZM74 244V245H75ZM102 244V243H101ZM124 244V243H123ZM156 244H158V243H156ZM161 244V243H160ZM166 244L167 243H165L164 245L166 246ZM208 244V243H207ZM262 244V243H261ZM128 245V244H127ZM174 245V244H173ZM203 245H204V243H203ZM214 245V244H213ZM260 245V244H259ZM72 246V245H71ZM78 246V245H77ZM83 246V245H82ZM122 246H124V248H125V245H122ZM160 246V245H159ZM184 246H186V247H184ZM201 246V245H200ZM215 246H216V244H215ZM39 247H41L40 249L42 250H40L39 249ZM72 247H74V246H72ZM72 247H70L71 249H72ZM80 246H78V248H79ZM94 247V246H93ZM101 247V246H100ZM128 247V246H127ZM133 247V246H132ZM66 248V247H65ZM102 248V247H101ZM115 248H116V246H115ZM191 248V247H190ZM193 248H195V247H193ZM263 248H264V246H263ZM68 249V248H67ZM76 249V248H75ZM121 249V248H120ZM131 249V248H130ZM180 249V248H179ZM192 249V248H191ZM212 249V248H211ZM220 249V248H219ZM228 249H229V247H228ZM64 250V249H63ZM124 250H128L127 248L126 249H124ZM166 250V249H165ZM41 251V252H40ZM76 251V250H75ZM242 251V250H241ZM42 253V255L40 254V253ZM116 252H118V251H116ZM115 252V253H116ZM114 253V254H115ZM194 253V252H193ZM40 254V255H39ZM92 254H94V253H92ZM132 254V253H131ZM196 254H198V253H196ZM241 254V253H240ZM261 254H263V252L261 253ZM63 255V256H62ZM117 255V254H116ZM116 255H114V256H116ZM120 255V254H119ZM133 255V254H132ZM248 255V254H247ZM87 256V255H86ZM98 256V255H97ZM121 256L123 257L124 256V254L122 255L121 254ZM120 256V257H121ZM126 256V255H125ZM124 256V257H125ZM198 256V255H197ZM230 256V255H229ZM242 256H244V254L242 255ZM257 256V255H256ZM89 257V256H88ZM121 257V258H122ZM123 257V258H124ZM195 257V256H194ZM224 257H226V256H224ZM241 257V256H240ZM248 257V256H247ZM91 258V257H90ZM90 258H88V259H90ZM97 258V257H96ZM120 258V259H121ZM183 258V257H182ZM193 258V257H192ZM198 258V257H197ZM230 258V257H229ZM264 258V257H263ZM68 259H70V257L68 258ZM114 259V258H113ZM125 259H127V258H125ZM133 259H134V257H133ZM184 259V258H183ZM190 259V258H189ZM232 259V258H231ZM62 260H64V262H61ZM82 260H83V258H82ZM92 259H90V260H88V261H91ZM94 261H93V263L95 262V260L96 259H93ZM98 260V259H97ZM128 260V259H127ZM227 260V259H226ZM260 260V259H259ZM84 261V260H83ZM122 261V260H121ZM183 261V260H182ZM229 261H231V260H229ZM263 264H264V259H263V261L262 260H260ZM100 262V261H99ZM112 261L110 260V263H111ZM118 262V261H117ZM127 262V261H126ZM92 263V264H93ZM97 263V262H96ZM105 263V262H104ZM125 263V262H124ZM133 263V262H132ZM205 263V262H204ZM261 263V264H262ZM85 264V263H84ZM100 264V263H99ZM121 264V263H120ZM185 264V263H184ZM195 264H197V262L195 263Z\"/></svg>","mask_w":264,"mask_h":264}]
</instances>
